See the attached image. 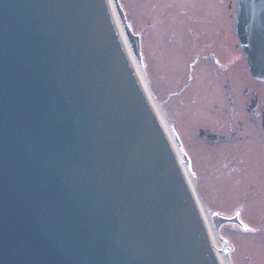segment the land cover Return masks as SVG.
Here are the masks:
<instances>
[{"label":"water","instance_id":"95a60500","mask_svg":"<svg viewBox=\"0 0 264 264\" xmlns=\"http://www.w3.org/2000/svg\"><path fill=\"white\" fill-rule=\"evenodd\" d=\"M258 2L238 0L236 26L264 81V18L240 34ZM174 141L109 0H0V264H220Z\"/></svg>","mask_w":264,"mask_h":264},{"label":"flooded vegetation","instance_id":"af4514ba","mask_svg":"<svg viewBox=\"0 0 264 264\" xmlns=\"http://www.w3.org/2000/svg\"><path fill=\"white\" fill-rule=\"evenodd\" d=\"M237 3L238 0H160L163 7L157 12L145 10L141 51L149 85L154 66H160L162 58L165 66L187 69L180 77L187 81L185 84L197 82L193 98L196 96L194 101L199 99L204 109L194 111L191 123L205 124L198 127V141L210 151L206 156L207 177H238L231 181L245 183L248 188H233L232 193L241 197L239 201L227 209L213 208L211 213L217 223H220L217 216L232 221L221 225L219 230L224 233L223 236L220 232L222 238L239 237L242 242L239 259L252 258L253 251L254 262L264 264V81L254 78L250 72L247 46L237 33ZM257 4L242 6L241 35L260 36L257 28L263 27L259 18H264V0ZM246 15L257 16L260 22L249 26ZM131 18L129 14L133 29ZM182 86L177 94H183ZM208 108H211V117ZM185 126L186 123L182 125ZM181 130L180 125L177 135L180 146L195 177H199L205 162L203 168L198 165L197 144H191V148L189 145V152L185 142L191 139L187 141ZM213 196L219 201V192ZM255 242L258 243L255 245ZM228 246V255L235 261L236 249L229 243Z\"/></svg>","mask_w":264,"mask_h":264},{"label":"rangeland","instance_id":"374dc122","mask_svg":"<svg viewBox=\"0 0 264 264\" xmlns=\"http://www.w3.org/2000/svg\"><path fill=\"white\" fill-rule=\"evenodd\" d=\"M148 0H119V4L121 9L123 10L127 24L131 30H133L136 35L140 36L141 39V47H142V28L144 23L146 22V18L144 17V13L146 8L151 9L153 12H157L160 8L163 6L160 4V0H151L149 6L147 5ZM129 14L132 15V20L134 21V28L132 29L130 27L129 23ZM153 19V18H152ZM151 39V37H150ZM172 55H168V57H171ZM171 60V58H170ZM162 64L160 66L157 64L154 66V70L152 72V92L154 95L155 100L160 105L169 125L174 135H178V128L181 125V128L183 131V136H185V139L189 142H185L187 148L191 144H197L196 145V158L198 161V165L203 168L204 162H205V168L203 170V173L199 177H195L194 172L192 170V166L189 167V173L194 181V184L196 186V191L200 199L203 201L205 207L207 210L211 213V209L213 208H223L227 209L230 206L236 204L239 199L241 198L236 193H232L233 188L241 189L242 188L247 189V186L245 183L239 184L237 181H231L236 180L238 177H207L209 174V168L206 169V164L208 158V153L210 151L208 150L207 146L201 144L198 140V127L202 124L201 122H194L191 123V117L194 113V111L198 108L203 107L202 102L195 98H193V94L195 93L197 82L188 85L185 84L187 81H183L180 77L187 71V69L184 68V66H178V67H171V66H165L163 63L162 58ZM139 66L142 69L143 75L145 76L146 80V68L144 66L143 60L139 63ZM148 82V81H147ZM181 84H184L183 86ZM184 87L183 94H177L180 87ZM155 89H157V93L155 92ZM212 108V106H211ZM208 108L207 112L210 114V109ZM204 109V108H201ZM211 117V114H210ZM186 123L187 126L184 128L182 125ZM189 149V148H188ZM187 151V150H186ZM189 152L191 150L189 149ZM188 154V151L186 152ZM189 155V154H188ZM213 179H216L214 181L215 185H213ZM236 182V183H235ZM234 186H233V185ZM236 186V187H235ZM243 191V190H242ZM219 192L220 199L219 201L216 199V196H213L214 194H217ZM211 198V199H210ZM208 199L210 201H208ZM210 203V205L207 203V201ZM256 199H254L255 201ZM258 207L260 204L257 205ZM258 214L260 210H257ZM264 212V208H263ZM256 221V220H255ZM221 234L222 230H220ZM220 234V233H219ZM220 234V237H222ZM224 236V235H223ZM227 238V237H226ZM229 241L230 246L236 249L235 254V261H232V264H256L254 261V253L250 254V259L242 260L241 253H240V247L241 241L236 237L232 236V240L227 238ZM258 242H255V245ZM256 247V246H255ZM242 251V250H241Z\"/></svg>","mask_w":264,"mask_h":264},{"label":"bare ground","instance_id":"6f19581e","mask_svg":"<svg viewBox=\"0 0 264 264\" xmlns=\"http://www.w3.org/2000/svg\"><path fill=\"white\" fill-rule=\"evenodd\" d=\"M109 1H110L111 6H112L113 15L115 16L120 35H121V37H122V39H123V41L125 43V46H126L128 52H129V56H130L131 60L133 61L134 65L136 67L138 75L140 76V79H141V81L143 83V86H144L146 92L148 93V95H149V97H150V99L152 101L154 109H155V111H156V113H157V115H158V117L160 119V122L162 123V126L166 130V132H167V134L169 136V139H170L174 149L179 153L177 145H176V143L174 141V134H173V132H172V130L170 128V125H169V123H168V121H167V119H166V117H165L160 105L155 100L153 92H152V89H151L149 83L147 82L145 76L143 75L141 67L136 62L135 57L133 56L132 50H131V48L129 46V43H128L127 39H126V36L124 34V30H123V28H122V26H121V24L119 22L118 14H117V11H116L115 6L113 4V0H109ZM184 171H185L186 177H187L192 189L194 190V194L196 195V199L198 201V205H199L200 210L202 212V216L204 218L206 227H207V229L209 231V234H210V237H211L212 242L214 244L215 250H216V252L218 254V260H219L220 264H227L225 254H223V251H222L221 244L219 242L218 236H217V234H216V232H215V230L213 228L212 215L207 210V208L205 207L203 201L198 196L197 191H196V186H195L194 181H193V179H192V177H191V175L189 173V170L184 167Z\"/></svg>","mask_w":264,"mask_h":264},{"label":"snow or ice","instance_id":"6c2138e0","mask_svg":"<svg viewBox=\"0 0 264 264\" xmlns=\"http://www.w3.org/2000/svg\"><path fill=\"white\" fill-rule=\"evenodd\" d=\"M248 229H246V231H247Z\"/></svg>","mask_w":264,"mask_h":264}]
</instances>
